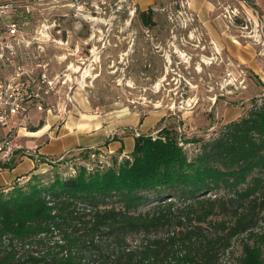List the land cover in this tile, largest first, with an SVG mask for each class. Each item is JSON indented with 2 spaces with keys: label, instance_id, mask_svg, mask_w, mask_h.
Returning a JSON list of instances; mask_svg holds the SVG:
<instances>
[{
  "label": "rangeland",
  "instance_id": "1",
  "mask_svg": "<svg viewBox=\"0 0 264 264\" xmlns=\"http://www.w3.org/2000/svg\"><path fill=\"white\" fill-rule=\"evenodd\" d=\"M210 1L211 17L223 23L226 36L219 50L191 0H18L14 18L31 37L44 34V42L39 40L28 58L18 60L27 67L31 57L38 67L32 68L30 88L39 94L29 118L17 121L19 144L28 148L23 135L43 128L38 146L66 131L76 133L81 126L89 127L88 115L110 126L116 137L113 130L123 120L159 113L164 115L160 130L176 131L184 143L215 137L220 127L239 120L264 99L261 15L255 0ZM149 10L153 25L146 27L140 13ZM235 40L255 50L250 61L248 54L238 58L233 53ZM36 99L42 101V110ZM186 146L194 151L195 144ZM48 159L41 160L38 174L68 177L80 167L92 171L90 165L94 171L112 166L114 157L71 151ZM243 240L221 264H238Z\"/></svg>",
  "mask_w": 264,
  "mask_h": 264
},
{
  "label": "trees",
  "instance_id": "2",
  "mask_svg": "<svg viewBox=\"0 0 264 264\" xmlns=\"http://www.w3.org/2000/svg\"><path fill=\"white\" fill-rule=\"evenodd\" d=\"M188 140L165 127L112 166L0 189V264H221L241 237L238 264H264V99Z\"/></svg>",
  "mask_w": 264,
  "mask_h": 264
},
{
  "label": "crops",
  "instance_id": "3",
  "mask_svg": "<svg viewBox=\"0 0 264 264\" xmlns=\"http://www.w3.org/2000/svg\"><path fill=\"white\" fill-rule=\"evenodd\" d=\"M192 9L195 10L199 16L201 24L206 28L212 38V42L217 50L221 48V43L225 42L226 36L223 32V23L217 18H212V10L214 4L210 0H191ZM255 4L260 12L259 22L263 26L264 32V0H255ZM232 51L236 54V57L241 58L248 54L249 61L255 56V50L251 47H244L236 40L231 42ZM42 56V65L40 66L41 74L44 73V53ZM31 62L29 68H35L34 61ZM245 62V59H242ZM255 70V68H254ZM96 116H89L86 122L89 123V127L81 126L78 132L59 134L55 140L49 144L44 145V142L35 144L39 138L44 136V128L34 133H27L23 135L28 141V148L32 150L35 146L37 154L33 156H25V151H18L15 159L14 166L11 169L0 168V189L7 191L12 188V185L21 177H31L33 174H38L39 167H41V160L48 161V158L56 159L67 155L71 151H86L93 150L98 151L99 154H109L112 157H129L134 150L135 140L141 135L154 136L156 132L160 131L159 124L162 122L164 115L152 113L144 118L138 115H134L131 118L125 119L117 125L118 129H114L113 132L116 137L111 136L112 128L110 126H104L103 123L96 122ZM44 127V125H43ZM47 126H45L46 128ZM135 132L139 133V136ZM19 134V132H18ZM19 136H21L19 134ZM38 139V140H37ZM91 152V151H90Z\"/></svg>",
  "mask_w": 264,
  "mask_h": 264
},
{
  "label": "built area",
  "instance_id": "4",
  "mask_svg": "<svg viewBox=\"0 0 264 264\" xmlns=\"http://www.w3.org/2000/svg\"><path fill=\"white\" fill-rule=\"evenodd\" d=\"M18 0H0V163L6 164L13 159L18 151H25V156L37 154V147L32 150L24 148L18 142L16 132L17 121L29 118L34 105L33 99L39 98V94L30 88L32 68L23 67L18 60L28 58L32 46L39 40L44 42V34L40 37H31L22 24L14 18L17 11ZM78 2V0H76ZM258 23H260L258 21ZM261 24V23H260ZM259 24V25H260ZM263 36L262 24L259 26ZM30 59V58H29ZM44 83V73L41 74ZM35 105L42 110V101L36 99ZM139 136V133L136 132ZM181 145H183L181 143ZM92 159L95 154L91 153ZM94 160V159H93ZM93 171V167L88 166ZM21 177L17 181H24Z\"/></svg>",
  "mask_w": 264,
  "mask_h": 264
}]
</instances>
